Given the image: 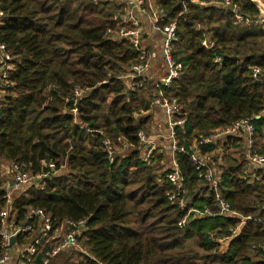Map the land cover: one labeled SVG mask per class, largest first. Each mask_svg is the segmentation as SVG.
<instances>
[{
    "label": "trees",
    "instance_id": "16d2710c",
    "mask_svg": "<svg viewBox=\"0 0 264 264\" xmlns=\"http://www.w3.org/2000/svg\"><path fill=\"white\" fill-rule=\"evenodd\" d=\"M155 1L161 27L177 23L174 58L183 65L181 78L161 87L182 108L176 119L185 120L175 129L187 150L176 154L184 187L175 201L168 196L176 189L166 179L167 154L157 149L152 166L141 160L138 134L149 136L150 116L139 122L137 116L150 111L154 86L147 81L129 92L120 80L141 58L128 41L110 38L122 7L94 0H0L7 14L0 44L18 57L0 111V159L25 164L34 175L49 173L44 164L69 170L48 181L43 192L16 200L17 223L38 231L31 209L50 218V236L63 225L67 235L74 231L71 223L84 222L82 250L69 251L62 264H264L252 252L264 242V225L251 222L223 241L238 221L219 215L214 193L202 191L191 160L194 146L202 154L213 152L214 145L199 143L243 119H253L255 148L264 154V28L237 18L256 19L261 12L250 0H230L228 9L193 0ZM206 40L214 46H204ZM255 67L263 72L258 79ZM74 110L78 122L103 136L78 128ZM119 137L132 147L118 149L111 163L103 142ZM227 146L221 197L245 217H264V181L251 184L242 176L244 140L229 137ZM5 196L0 189V215ZM206 210L210 215L202 216ZM33 237L21 235L16 243ZM63 239L44 242L34 264H44ZM1 243L0 236V257Z\"/></svg>",
    "mask_w": 264,
    "mask_h": 264
},
{
    "label": "built area",
    "instance_id": "2783aa9c",
    "mask_svg": "<svg viewBox=\"0 0 264 264\" xmlns=\"http://www.w3.org/2000/svg\"><path fill=\"white\" fill-rule=\"evenodd\" d=\"M95 2H101V0H94ZM117 0H106V2H115ZM215 1V0H213ZM260 6L264 7V0H254ZM192 2L200 4L201 6H216L222 9H228L230 6L229 0H216V2H206L205 0H193ZM118 5L122 7V15H118L114 18L116 22V29L110 30L109 34L114 41H128L135 49L141 53L140 63L132 68L129 75L120 78L124 86L129 92H136L140 87H143L148 81L146 72L149 69L148 63V47L144 44V39L147 37V33L143 32V26L145 21L143 19V11L147 8L146 0H120ZM222 6V7H220ZM227 6V7H226ZM231 8V6L229 7ZM152 12L148 17L146 24L149 32L152 36L161 37L163 63L166 69V77L163 80H159L154 84V91L157 94L154 95V100L151 102V108H160L165 117L168 131L165 136L167 146L164 148L168 156V164L166 169V179L175 187L176 193L168 194L171 201L180 196L183 192L184 178L181 173V169L176 159L177 153H186V149L180 146L179 140L176 135V126H182L185 122L183 119H176L181 117L182 108L177 99L170 100L161 90V87L169 88L174 81L181 78L183 74V65L174 58V44L179 41L177 36V23L173 22L168 26L161 27L162 13L155 7L150 6ZM234 10V8H233ZM261 12V11H260ZM7 19V14L0 10V26ZM239 19V16H238ZM244 24L249 25L256 23L258 26L264 28V12L260 13V16L256 19L243 20ZM203 45L207 48L214 46L213 42L205 41ZM18 64V57L10 52L5 44H0V111L8 95L9 88L13 85L11 82V76L16 73ZM263 74L259 67L253 68V76L258 79ZM78 96H81L83 91H76ZM65 113V112H64ZM143 113V112H142ZM74 116L76 117L75 124L78 128L87 130L88 133L95 137V134L103 133L95 132L88 129L87 125L81 124L77 120V110H74ZM253 119H243L231 127L220 131L216 135H212L209 138L203 139L199 144H212L216 149L211 153L202 154L198 148V145L194 146L191 160L196 167V171L199 177L204 182L202 187L203 192H211L215 195L216 204L219 208V215L227 217L229 219H235L238 221V225L235 228L230 229V237L227 239L235 238L242 230V228L251 223L258 222L264 225V217H245L242 214L234 211L230 204L221 197L222 186V173L220 167L223 165L222 158L230 151V147L227 146L229 137H240L244 140L245 145V164L242 170L243 179L251 184H257L264 181V154H261L255 148V133L256 129L252 123ZM140 139V154L141 160L147 166L153 165L154 152L158 148L157 138H147V136L141 131L138 134ZM104 146L106 148L108 159L112 163L115 160V154L118 149L125 151L132 146L124 137H119L116 142H113L109 138L104 140ZM216 159V160H215ZM10 166L4 170L5 180H2L0 189L6 194L7 200L6 206L1 212L2 227L0 230V236L2 238L1 248L3 250V256L0 257V264H34V260L39 253V248L44 242L49 243L51 240L57 239V231L63 229L65 226H61L58 230L52 231V223L50 218L41 210H30L29 217L33 218L37 216L39 218L38 231H36L30 223H17V210L15 209V202L21 188H25L26 193L28 191L37 190L43 192L47 186L48 181L54 178H60L66 176L69 172L66 165L57 168L55 164H44L49 168V173L34 175L31 173L25 164L10 162ZM4 176L0 175L1 179ZM181 207H186V203L183 199L180 201ZM264 210V204L262 206ZM210 215V210H206L202 216ZM197 216H201L197 213ZM68 224V223H67ZM74 231L66 235L60 245L54 249L51 253H47V260L44 264H49L50 259L56 257L64 251H77L81 249L80 237L87 231L84 222L76 224H70ZM33 234V239L23 245L16 243L17 239L21 235ZM15 238V243L12 244L11 240ZM252 252L259 253L261 255V262L264 263V242L260 245H254Z\"/></svg>",
    "mask_w": 264,
    "mask_h": 264
},
{
    "label": "rangeland",
    "instance_id": "374dc122",
    "mask_svg": "<svg viewBox=\"0 0 264 264\" xmlns=\"http://www.w3.org/2000/svg\"><path fill=\"white\" fill-rule=\"evenodd\" d=\"M118 1H120V0L115 1V3L119 4ZM210 1L216 2V0L215 1L210 0ZM210 1H206V2H210ZM101 2H106V0H101ZM229 2H230V0H229ZM146 3H147V8H145V10L143 11V14H144V16H146L148 18L150 12H152L150 9V6L155 7L156 9H157V6H156L155 0H146ZM230 6H231V2H230ZM220 7H222V6H220ZM234 10H236V9L234 8ZM250 19L254 20V18H250ZM243 20L244 19L241 16H239L238 23L243 24L242 23ZM161 43H162L161 37L151 36V41L147 40L146 38L144 39V44H145V46L148 47V58L147 59H148V63L150 64L149 69L146 72V76H147L146 78L152 84H154L155 81L163 80L166 77V69H165V66L163 63V53H162ZM123 77H125V76H123ZM153 92H154L153 95L150 94V96H154L155 94H157L156 91L153 90ZM142 112L139 113V116H137L138 122L141 119L150 116L149 123L146 125V130H149V136L147 138H152L154 136L164 135L166 132V121H165L163 111L160 108H151L150 111L147 113H145V112L142 113ZM164 146L166 147V145H164ZM163 152L166 153L164 149H163ZM10 164H11L10 162H7L2 158L0 159V175L4 176V170L6 167L10 166ZM5 179H6V177L4 176V178H2L1 180H5ZM23 190L25 191L26 189L21 188L19 190V192L22 193ZM28 195L29 194H27L26 196H28ZM18 198H20V197H18ZM65 237H66L65 228L57 231V238L63 239ZM81 250H82V246H81V249H79L77 251H81ZM68 253H69V251H64V252L60 253L59 255H57L56 257L51 258L49 264H62V262L67 259ZM255 260H261V258H255Z\"/></svg>",
    "mask_w": 264,
    "mask_h": 264
},
{
    "label": "crops",
    "instance_id": "0c3cea01",
    "mask_svg": "<svg viewBox=\"0 0 264 264\" xmlns=\"http://www.w3.org/2000/svg\"><path fill=\"white\" fill-rule=\"evenodd\" d=\"M143 19H144V21H145V24H144V26H143V32L144 33H147L148 35H147V37H146V39L147 40H149V41H151V36H152V34L149 32V30H148V28H147V26H146V24H147V22H148V18L146 17V16H144L143 15ZM155 82H157V81H155ZM155 84V83H154ZM154 84H152L153 86H154ZM168 129V126L166 125V132H165V134L164 135H162V136H154L153 137V139H155V138H157V146H158V148H164L165 146L164 145H166L167 146V141H166V138H165V136H166V134H167V130ZM27 191H24L23 190V192L22 193H19L18 195H15L16 197H17V199H18V197H21V196H26L27 194H30V193H26ZM28 192H30V191H28Z\"/></svg>",
    "mask_w": 264,
    "mask_h": 264
},
{
    "label": "water",
    "instance_id": "95a60500",
    "mask_svg": "<svg viewBox=\"0 0 264 264\" xmlns=\"http://www.w3.org/2000/svg\"><path fill=\"white\" fill-rule=\"evenodd\" d=\"M250 2L257 7L261 12H264V7L260 6L257 2H255L254 0H250ZM15 238H12L11 243L14 244L15 243Z\"/></svg>",
    "mask_w": 264,
    "mask_h": 264
}]
</instances>
